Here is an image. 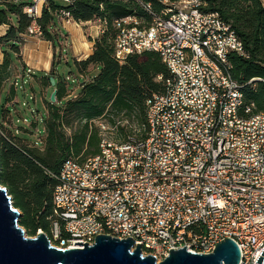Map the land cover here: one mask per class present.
I'll return each instance as SVG.
<instances>
[{
  "label": "built area",
  "instance_id": "obj_1",
  "mask_svg": "<svg viewBox=\"0 0 264 264\" xmlns=\"http://www.w3.org/2000/svg\"><path fill=\"white\" fill-rule=\"evenodd\" d=\"M21 1L32 21L21 37H40L36 19L47 0L0 3ZM158 2L159 13L142 5L149 25L133 17L113 22V51L120 63L158 54L170 75L165 92L147 98L143 124L94 121L98 154L66 160L54 177L47 239L70 250L83 248L75 242L93 245L98 235L130 238L158 263L170 249L210 254L227 238L239 249L238 264H254L264 248V114L252 113L244 85L230 74L228 56H244L242 44L201 0ZM57 16L74 23L67 9ZM94 23L98 37L106 21Z\"/></svg>",
  "mask_w": 264,
  "mask_h": 264
},
{
  "label": "trees",
  "instance_id": "obj_2",
  "mask_svg": "<svg viewBox=\"0 0 264 264\" xmlns=\"http://www.w3.org/2000/svg\"><path fill=\"white\" fill-rule=\"evenodd\" d=\"M174 1V0H169ZM206 13H217L230 26L240 40L244 56L230 54L228 62L232 79L244 85L245 101L253 105V114H264V6L262 0H201ZM101 5V8L99 7ZM149 5L159 13L163 5L158 0H76L72 6H58L47 0L36 23L41 29L40 38L58 42L67 35L54 38L52 29L60 24L57 12L67 9L76 23L106 21V30L94 39L92 53L84 60H74L78 73L87 74L99 70L93 78L80 85L77 95L71 96L67 85L57 79L55 64L49 72L42 74V82L50 86L49 77L56 85V101H45L46 119L42 144L25 141L0 134V185L6 189L12 205L20 212L19 226L30 236L37 231L47 234L52 219V192L55 176L68 159L82 162L99 152L100 138L94 121L105 118L109 123L115 119H127L137 125L145 121V102L152 94H163L165 81L170 75L158 54L142 52L132 54L122 62L114 58L113 39L117 30L115 20L133 17L149 25L151 17L142 8ZM17 16L16 30L9 24L8 14ZM31 19L21 11V6L0 3V26L6 28L0 36L3 61L0 63V92L11 79V62L6 48L15 53L21 34L31 24ZM59 44V43H58ZM160 78V79H158ZM251 79H260L249 85ZM13 88V87H12ZM8 100L13 99V89ZM3 127V126H1ZM121 136L128 130L118 127Z\"/></svg>",
  "mask_w": 264,
  "mask_h": 264
},
{
  "label": "water",
  "instance_id": "obj_3",
  "mask_svg": "<svg viewBox=\"0 0 264 264\" xmlns=\"http://www.w3.org/2000/svg\"><path fill=\"white\" fill-rule=\"evenodd\" d=\"M50 86L56 81L48 78ZM56 101V89L49 102ZM20 212L12 205L6 189L0 185V264H238L240 252L231 239L225 238L216 243L210 254L187 252L186 247L168 251V256L156 262L148 255L142 256L138 244L130 238L119 240L106 235L96 236L93 245L75 242L73 245L83 248L61 250L49 244L47 236L38 232L32 238L24 235L19 226ZM254 264H264V248Z\"/></svg>",
  "mask_w": 264,
  "mask_h": 264
},
{
  "label": "rangeland",
  "instance_id": "obj_4",
  "mask_svg": "<svg viewBox=\"0 0 264 264\" xmlns=\"http://www.w3.org/2000/svg\"><path fill=\"white\" fill-rule=\"evenodd\" d=\"M52 1L58 6L65 5L62 0ZM23 4H25V2L21 1L15 5L21 6ZM262 4L264 5V2ZM8 18L10 26L16 30V14L9 13ZM95 24L94 21L88 22L86 25H78L79 30H75L74 24L71 23V25L67 27V30H64L60 23L52 29V33L54 34V38H57V36H64L67 35V33H69L71 37H77L79 33L82 34L83 32L85 42L88 40L87 37L89 35H95ZM5 30V27L0 30V36L6 32ZM29 37L30 36H25L23 37V41H20L19 44L15 43V46H18L15 53L8 47L5 50L12 65V75L11 79L3 85L0 92V134L3 136L12 135V137L16 139L25 141L29 144L37 143L38 146H40L44 138V121L46 119L45 101L50 97L51 93L49 92L53 87L47 86L43 83L44 81L40 86L36 80L32 78V76H39L38 73L33 72L31 75V71H23L20 69L18 60H20L19 55L21 49L24 48V45H29L27 47L35 49L40 45L48 47L51 56V66L53 63H56V77L57 79H62L66 83L68 92H71V95H77L80 85L86 81L84 76L80 75L76 70L74 60H81L88 51L84 49L74 52L71 49L69 40L66 42L64 38H60L58 42L55 41L53 45L51 42L44 41L40 37H33L34 39ZM66 37H68V35ZM29 40L34 43L28 44ZM13 67L15 72H13ZM98 71L97 69L88 73L87 78H93ZM14 82L16 83L15 85H13ZM11 88L13 89V100L10 102L8 97ZM23 230L26 237H34L30 236L27 230Z\"/></svg>",
  "mask_w": 264,
  "mask_h": 264
},
{
  "label": "crops",
  "instance_id": "obj_5",
  "mask_svg": "<svg viewBox=\"0 0 264 264\" xmlns=\"http://www.w3.org/2000/svg\"><path fill=\"white\" fill-rule=\"evenodd\" d=\"M264 2V0H262V3ZM264 6V5H263ZM88 22L86 23H73L74 25V29L75 30H79L78 25H86ZM71 25V23L69 24H62V28L64 30H67V27ZM96 25V24H95ZM4 28V26H0V30ZM96 31H95V35H89L87 38L88 40L84 42L85 36L82 32V34L79 33V36H72L69 35V33H67L68 37H66V42L69 40V44L71 45V49L76 52L77 50H87L88 53L84 55V57L81 60L86 59L91 53H92V48H93V44H94V39L97 38V25H96ZM6 31V30H5ZM4 34H2L1 36H3ZM31 39H34L33 37H29ZM73 42V44H72ZM34 42H28V44H31ZM29 45H24V48L21 49L20 52V60H18L20 69L23 71H31V75L33 72H36L39 74V76H32L33 79L36 80V82L41 86L42 84V74L43 73H47L49 72L50 68H51V56L49 54L48 51V47L44 46V45H40L38 46L36 49L35 48H31V47H27ZM81 60H77V61H81ZM3 61V54L1 52V48H0V63ZM12 67V65H11ZM13 72H15V69L13 67ZM85 80H87V77H85ZM72 97L74 95H71Z\"/></svg>",
  "mask_w": 264,
  "mask_h": 264
}]
</instances>
